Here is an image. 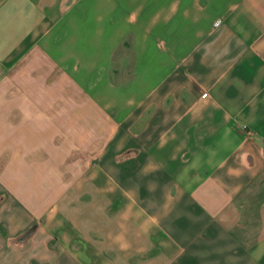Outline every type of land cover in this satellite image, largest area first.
Returning a JSON list of instances; mask_svg holds the SVG:
<instances>
[{"label":"crops","instance_id":"crops-1","mask_svg":"<svg viewBox=\"0 0 264 264\" xmlns=\"http://www.w3.org/2000/svg\"><path fill=\"white\" fill-rule=\"evenodd\" d=\"M0 264H264V0H0Z\"/></svg>","mask_w":264,"mask_h":264}]
</instances>
